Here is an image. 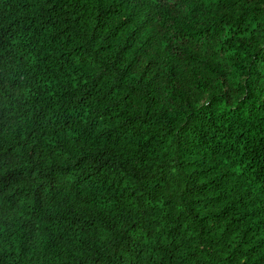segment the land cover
I'll return each mask as SVG.
<instances>
[{
  "label": "trees",
  "instance_id": "1",
  "mask_svg": "<svg viewBox=\"0 0 264 264\" xmlns=\"http://www.w3.org/2000/svg\"><path fill=\"white\" fill-rule=\"evenodd\" d=\"M0 264H264V0H0Z\"/></svg>",
  "mask_w": 264,
  "mask_h": 264
}]
</instances>
